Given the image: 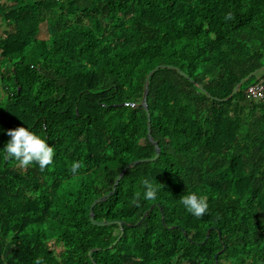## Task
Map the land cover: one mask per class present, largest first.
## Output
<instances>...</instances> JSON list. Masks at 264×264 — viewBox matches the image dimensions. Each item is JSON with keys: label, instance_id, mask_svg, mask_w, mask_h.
I'll use <instances>...</instances> for the list:
<instances>
[{"label": "trees", "instance_id": "obj_1", "mask_svg": "<svg viewBox=\"0 0 264 264\" xmlns=\"http://www.w3.org/2000/svg\"><path fill=\"white\" fill-rule=\"evenodd\" d=\"M263 66L264 0H0V264H264V99L247 94L264 74L220 101ZM19 126L50 166L4 159ZM128 165L94 209L119 239L90 205Z\"/></svg>", "mask_w": 264, "mask_h": 264}, {"label": "clouds", "instance_id": "obj_2", "mask_svg": "<svg viewBox=\"0 0 264 264\" xmlns=\"http://www.w3.org/2000/svg\"><path fill=\"white\" fill-rule=\"evenodd\" d=\"M227 18H231V13ZM5 134L10 137L4 145V159H15L21 166L38 164L41 170L53 163L54 148L50 146L44 137L28 127L19 126L15 129L6 130ZM81 167L79 161H74L71 166L73 174ZM144 198L147 200L157 197V189L147 180L144 182ZM184 207L194 216H202L208 209L207 198L196 192H189L181 197ZM36 264H41L38 259Z\"/></svg>", "mask_w": 264, "mask_h": 264}, {"label": "water", "instance_id": "obj_3", "mask_svg": "<svg viewBox=\"0 0 264 264\" xmlns=\"http://www.w3.org/2000/svg\"><path fill=\"white\" fill-rule=\"evenodd\" d=\"M158 68H171V69H175L174 67H170V66H163V65H159L155 68H153V70L151 71V73L149 74V76L147 77L146 79V84H145V93H144V97H143V102H142V106L145 108L146 112H147V116H148V137L150 139H152V137H150L151 135V114H150V111H149V107H148V102H147V97H148V93H149V78L150 76L158 70ZM264 70V66L260 69H257L256 72L250 74L247 78H245L244 80H242V82H240V84H238V86L234 89L232 95L228 98H225V99H221L220 101H223V102H226L228 101L230 98H232L235 94H237L241 88V86L248 80H250L251 78H253L254 76H256V74H258L259 72L263 71ZM184 77H186V75L183 73L182 74ZM154 145H155V151H156V154L154 157L152 158H147V159H140V160H137V161H134L133 164L134 165H137V164H140V163H150V162H155L159 157H160V154H161V148L159 147L158 143L156 141H153ZM132 165H128L127 167H125V169H123V171L120 173V175L118 176V178L116 179L114 185H113V188H112V191L110 193H108L106 196L102 197V198H99L97 199L96 201H94L92 203V205H90V220L91 222L93 223V225L95 226H100V227H105V226H109V225H118L119 228H120V231H121V234H120V237L119 239L123 236V233H124V222L122 221H119V220H113V221H97L95 220V212H94V209H95V206L100 204V203H103L107 200L108 197H110L113 193L116 192V189L120 183V181L122 180L123 176L125 175V173L131 168ZM154 207V205L152 206V208ZM213 228L210 229V231L212 230ZM210 231L207 233V238L206 240L208 239L209 235H210ZM91 254V253H89ZM218 254L215 255V259L217 258ZM215 264H218V262L216 261Z\"/></svg>", "mask_w": 264, "mask_h": 264}, {"label": "built area", "instance_id": "obj_4", "mask_svg": "<svg viewBox=\"0 0 264 264\" xmlns=\"http://www.w3.org/2000/svg\"><path fill=\"white\" fill-rule=\"evenodd\" d=\"M248 94L254 100L264 99V77L248 90Z\"/></svg>", "mask_w": 264, "mask_h": 264}, {"label": "rangeland", "instance_id": "obj_5", "mask_svg": "<svg viewBox=\"0 0 264 264\" xmlns=\"http://www.w3.org/2000/svg\"><path fill=\"white\" fill-rule=\"evenodd\" d=\"M39 37H40L41 39H47V38H48V33H47L46 24H43V25H42V29H41V33H40ZM263 74H264V70L261 71V72H259V73H258V76L263 75ZM50 245H51L52 248H55V245H53V243H52V244L50 243ZM56 251H57V252H60V251H61V247H56Z\"/></svg>", "mask_w": 264, "mask_h": 264}, {"label": "crops", "instance_id": "obj_6", "mask_svg": "<svg viewBox=\"0 0 264 264\" xmlns=\"http://www.w3.org/2000/svg\"><path fill=\"white\" fill-rule=\"evenodd\" d=\"M263 77H264V76H263ZM263 77H262V78H263ZM262 78H261V79H262ZM261 79H260V80H261ZM260 80H259V81H260ZM259 81H258V82H259ZM255 85H256V84H255ZM253 86H254V85H253ZM248 90H249V89H248ZM248 90H247V94H248ZM248 95H249V94H248ZM252 99H253V98H252ZM261 100H262V99H261Z\"/></svg>", "mask_w": 264, "mask_h": 264}]
</instances>
